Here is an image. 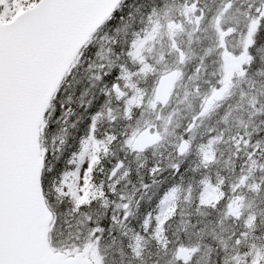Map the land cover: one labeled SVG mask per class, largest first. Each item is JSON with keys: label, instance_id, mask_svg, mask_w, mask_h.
<instances>
[{"label": "snow or ice", "instance_id": "6c2138e0", "mask_svg": "<svg viewBox=\"0 0 264 264\" xmlns=\"http://www.w3.org/2000/svg\"><path fill=\"white\" fill-rule=\"evenodd\" d=\"M0 264H264V0H0Z\"/></svg>", "mask_w": 264, "mask_h": 264}, {"label": "trees", "instance_id": "16d2710c", "mask_svg": "<svg viewBox=\"0 0 264 264\" xmlns=\"http://www.w3.org/2000/svg\"><path fill=\"white\" fill-rule=\"evenodd\" d=\"M136 2H138V0H127V3H129V4H133V3H136ZM126 11H127V9H126Z\"/></svg>", "mask_w": 264, "mask_h": 264}]
</instances>
